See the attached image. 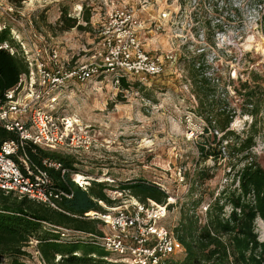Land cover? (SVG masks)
Listing matches in <instances>:
<instances>
[{"label": "rangeland", "instance_id": "1", "mask_svg": "<svg viewBox=\"0 0 264 264\" xmlns=\"http://www.w3.org/2000/svg\"><path fill=\"white\" fill-rule=\"evenodd\" d=\"M113 7L133 11L144 49L161 58L165 73L148 82L124 78L116 83L114 77L112 81L101 76L84 85H70L57 94L55 107L61 118L73 124L71 138L84 137V141L69 150L43 152L68 162L67 174L74 183L78 175L93 178L108 173L121 189L140 181L158 187L166 199L152 201L168 205L164 222L168 228L181 230L193 223L199 230L211 218L229 219L233 199L241 195L245 165L257 163L264 170V34L260 24L264 0H0V38L5 39L0 44L8 43L13 57L24 63L20 77L36 72L35 60L47 62L52 50L58 52L65 68L96 62L103 50L100 29ZM70 20L80 28L62 31ZM202 54L208 76L216 79V99L221 90L226 91L221 107L234 115L228 129L234 135L228 143L253 135L251 148L232 162L227 142H219L223 134L210 131L202 136L207 124L199 111L188 61ZM245 82L253 88L262 86L256 90L261 102L255 115L242 106ZM206 153H221L224 158L205 160ZM92 187L106 193L104 184ZM128 193L141 202L148 200L133 190ZM100 201L106 205L101 206L103 212L119 206L118 202L110 204L108 198ZM85 222L93 223L92 232L103 229L101 222ZM46 223L41 221V229L28 235L18 257H4L0 264H12L15 259L21 264H68L69 255L45 257L44 243L62 245L56 242L58 238L41 240L43 232L52 233ZM58 227L75 230L70 221ZM255 233L264 242L260 219L255 222ZM78 246L73 253L76 258L87 257L92 264H121L117 256L99 248ZM172 262L186 264V255L183 252Z\"/></svg>", "mask_w": 264, "mask_h": 264}, {"label": "built area", "instance_id": "2", "mask_svg": "<svg viewBox=\"0 0 264 264\" xmlns=\"http://www.w3.org/2000/svg\"><path fill=\"white\" fill-rule=\"evenodd\" d=\"M138 24L129 7H113L100 29L104 40L103 50L96 57L98 61L80 63L69 69L61 65L58 52L52 50L47 62L35 60L36 72L20 77L15 86L2 94L0 127L13 138L0 145V191L74 219L102 223L100 232H84L45 222L48 231L59 235L56 242L99 248L117 256L121 264H166L172 257L184 252L175 229L164 224L168 217V205L149 199L141 202L129 195V190L114 186L116 181L113 177L104 173L101 177L85 178L83 183L75 179V183L86 192L92 185L104 184L110 204L118 202L119 206L104 212L72 215L62 207L65 200L73 197L72 192L55 186L50 174V170H55L64 176L68 169L51 158L38 165L29 154V151L35 153L37 150H69L84 141V137L71 138L75 130L73 124L61 118L55 107L57 94L70 85H84L101 76L104 79L112 77V81L114 77L116 83H120L124 78L148 82L164 75L161 58L153 57L144 49L137 34ZM0 50L15 55L6 42L0 44ZM25 56L32 66L28 55ZM170 59L174 58L171 56ZM94 201L106 206L100 200ZM93 257L96 258L95 254Z\"/></svg>", "mask_w": 264, "mask_h": 264}, {"label": "trees", "instance_id": "3", "mask_svg": "<svg viewBox=\"0 0 264 264\" xmlns=\"http://www.w3.org/2000/svg\"><path fill=\"white\" fill-rule=\"evenodd\" d=\"M260 24L264 34V15L261 17ZM73 28L80 27H77L75 20H70L62 28V31H69ZM3 41H5L4 37L0 38V42ZM191 58L188 61L191 65L195 95L199 111L207 124L202 136L210 131L223 134L219 142H227L226 146L230 149L228 155L232 162L237 158V155L251 148L252 145L249 144L252 142L253 135L248 134L242 140L238 136L235 142L228 143L231 135H234L232 131H228L234 120V115H228L226 109L221 107L222 102L227 100V92L221 90L219 98L216 99L215 95L219 93L218 86L215 85L216 79L208 76V68L204 61L205 54ZM24 71L25 65L20 59L0 50V97L7 89L19 82ZM258 88L262 89V86L253 88L248 82L241 86V90L244 92L242 106L252 115L257 113V104L261 102L256 95ZM12 138L13 135L0 127V145ZM214 138L216 141L217 135ZM200 152L203 154L204 148ZM29 154L38 165H42L44 159L51 157L42 150H37L35 153L29 151ZM209 158L218 162L220 158L224 157L221 153H206L204 159ZM51 159L54 160V158ZM61 161L66 169L71 168L68 162ZM50 174L55 186L73 194L71 199L62 203L65 211L76 216H83L91 211H103L102 207L94 201L95 198L107 199L101 189H90L91 191L86 192L78 187L68 174L62 176L60 171L55 170H50ZM198 179H200V174L197 176ZM122 189L133 190L138 194L145 195L149 200L160 203L166 199V194L161 189L142 181L125 185ZM240 190L241 195L233 199L234 211L229 219L211 218L208 224L199 230L193 226V223H190L188 227H182L181 230L175 229L177 239L186 255V264H264V242H260L255 233L256 220L260 219L264 224V170L257 163L249 162L245 165L240 178ZM251 198H253L252 201ZM34 204L28 200L18 202L0 191V260L4 257H18L22 253L21 248L28 235L41 229V221L57 226L64 225L65 221H70L74 223L75 230L94 231V228L90 227L93 225L91 222L74 219L61 213L52 212L43 206L37 207ZM226 235L228 237L224 239L223 237ZM39 237L43 242L58 238L56 234H49L47 231ZM80 248L81 246L78 245L44 243L43 253L48 260H51L55 253H59L63 256L69 255L66 259L68 264H92L91 259H87V257L81 259L73 256V253ZM175 257L168 260L166 264H174L172 260ZM12 264L21 263L15 259Z\"/></svg>", "mask_w": 264, "mask_h": 264}, {"label": "bare ground", "instance_id": "4", "mask_svg": "<svg viewBox=\"0 0 264 264\" xmlns=\"http://www.w3.org/2000/svg\"><path fill=\"white\" fill-rule=\"evenodd\" d=\"M76 180L83 183V181L86 180V179L83 178L82 175H78L77 178H76Z\"/></svg>", "mask_w": 264, "mask_h": 264}]
</instances>
